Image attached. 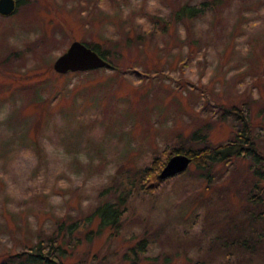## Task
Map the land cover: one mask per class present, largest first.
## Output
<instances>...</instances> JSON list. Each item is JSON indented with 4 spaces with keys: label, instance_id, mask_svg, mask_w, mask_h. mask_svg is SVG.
Returning a JSON list of instances; mask_svg holds the SVG:
<instances>
[{
    "label": "rangeland",
    "instance_id": "obj_1",
    "mask_svg": "<svg viewBox=\"0 0 264 264\" xmlns=\"http://www.w3.org/2000/svg\"><path fill=\"white\" fill-rule=\"evenodd\" d=\"M73 40L111 66L56 71ZM234 105L264 153V0L15 1L0 12V264H41L30 249L51 235L65 264H264V159L136 182L175 147L234 138ZM125 192L118 225L102 221Z\"/></svg>",
    "mask_w": 264,
    "mask_h": 264
},
{
    "label": "trees",
    "instance_id": "obj_2",
    "mask_svg": "<svg viewBox=\"0 0 264 264\" xmlns=\"http://www.w3.org/2000/svg\"><path fill=\"white\" fill-rule=\"evenodd\" d=\"M214 4H210L206 1H203L200 3L199 6L197 5H189L187 3H184L183 6L186 9L190 10L189 15H195L197 11H204L207 6L212 7L215 6V1H213ZM95 51H97L102 57L106 58V52L102 51L101 48L98 46L92 47ZM233 110H236V115L238 116V119H240V129L235 134L234 138H231L229 140H226L224 142H219L212 146H203V147H187V148H181V147H175L171 151V154L174 152H185L188 155L191 156L190 163H194L195 166L200 167H206L207 163L209 161H217L219 159H225L229 157L232 154H242L244 156L251 157L255 163H260L261 160L264 159V153L258 148V145L255 141V138L253 134L251 133L249 121H248V111L247 109H240L234 105L231 107ZM168 157V156H167ZM166 157V158H167ZM163 160L160 157H155L150 165L145 166L142 168L139 179L137 178L136 182L141 184L142 187H144L146 190H153L154 187H156L159 184L160 179L158 177V170L163 165ZM188 168V167H187ZM187 168L181 172H178L177 174H181L184 171L187 170ZM176 174V175H177ZM144 178L146 179L144 181ZM128 192L120 193L118 195L116 201L115 200H105L107 201L104 205V209H107L108 212H112L110 215H102V221L105 222H111V225H118V220L121 218V215L124 211V204L126 202V196ZM97 210L99 211V206L97 207ZM60 224V226H62ZM78 226V223L73 224V229ZM52 236V235H51ZM48 237V242L46 245H43V241L39 240V246L35 245L33 248L31 247L30 250H32L31 255H34L37 260L40 261L41 264H65L59 259L52 258V254L55 253V250L53 249V245L51 244L52 237ZM145 241L142 240L141 246L137 250V252H144L145 251ZM233 242H227L226 245L231 244ZM234 243H236L234 241ZM240 244L244 247H248V244L246 241L240 242ZM250 246V245H249ZM45 248V249H44ZM135 250L134 255H138ZM35 260V259H32ZM36 261V260H35Z\"/></svg>",
    "mask_w": 264,
    "mask_h": 264
},
{
    "label": "water",
    "instance_id": "obj_3",
    "mask_svg": "<svg viewBox=\"0 0 264 264\" xmlns=\"http://www.w3.org/2000/svg\"><path fill=\"white\" fill-rule=\"evenodd\" d=\"M15 8L14 0H0V12L8 14ZM111 63L99 55L90 46L79 40H73L65 51L58 55L53 68L58 72L67 70H83L100 66H110ZM191 161V156L185 152L171 154L158 172V177L164 179L183 171Z\"/></svg>",
    "mask_w": 264,
    "mask_h": 264
},
{
    "label": "flooded vegetation",
    "instance_id": "obj_4",
    "mask_svg": "<svg viewBox=\"0 0 264 264\" xmlns=\"http://www.w3.org/2000/svg\"><path fill=\"white\" fill-rule=\"evenodd\" d=\"M16 1V4H17V0H15Z\"/></svg>",
    "mask_w": 264,
    "mask_h": 264
}]
</instances>
